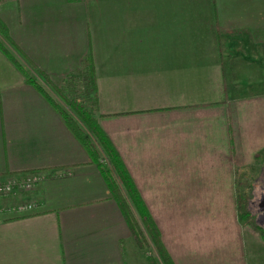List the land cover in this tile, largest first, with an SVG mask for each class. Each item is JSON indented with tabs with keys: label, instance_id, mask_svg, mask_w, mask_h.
Listing matches in <instances>:
<instances>
[{
	"label": "crops",
	"instance_id": "crops-1",
	"mask_svg": "<svg viewBox=\"0 0 264 264\" xmlns=\"http://www.w3.org/2000/svg\"><path fill=\"white\" fill-rule=\"evenodd\" d=\"M235 1L238 0H199L203 26L214 23L215 28L226 32L249 29L264 37L262 0H239L236 7H231ZM142 2L145 5H138ZM165 3L0 0V20L8 28L11 42L1 36L0 40L30 78L47 76L51 84L66 90L70 100L93 114L120 153L166 239L164 244L168 241L174 247L168 234L181 236L182 229L190 224V218H184L186 222L178 220L181 207H222L228 203L230 189L238 186L233 173L243 170L247 163L239 167L234 166L236 161L228 166L191 164L189 157H199V152L191 147L196 143L189 140L207 138V119L215 120L219 131L225 126L227 135L233 123L245 119L247 111V118L254 117L255 127L262 134L264 54L247 56L236 51L232 60H226L220 41H213L207 60L201 58L210 94L196 96L199 91L182 83L178 72L175 76L180 80L173 88L160 85L172 77V72L160 65L175 62L176 41L126 40L131 37V27L138 30L150 23L154 12L159 15L170 10L171 3L180 7L177 0H171L169 6ZM105 9L120 17L124 34L118 36L124 40L126 53H117L112 28L102 26L100 15ZM138 13L146 14L144 19L134 18ZM209 30L208 27L206 36H212ZM253 42L264 47V41ZM44 87L69 112L58 96L47 85ZM194 109L196 113H190ZM191 122L198 130L194 127L193 132ZM89 137L101 155L94 136ZM260 140L263 142L250 154L255 160L261 158L264 147V137ZM181 142L186 148L178 154ZM233 148L234 152L237 145L233 144ZM25 178L37 180L31 191L11 199L0 198V207H34L27 214H0V264H148V249L138 248L98 165L61 113L0 51V179ZM260 182L264 184V178ZM253 184L250 189L258 186ZM200 194L202 198L196 197ZM244 233L242 259L243 252L245 258L248 254L245 239L260 241V234Z\"/></svg>",
	"mask_w": 264,
	"mask_h": 264
},
{
	"label": "rangeland",
	"instance_id": "rangeland-1",
	"mask_svg": "<svg viewBox=\"0 0 264 264\" xmlns=\"http://www.w3.org/2000/svg\"><path fill=\"white\" fill-rule=\"evenodd\" d=\"M144 1L146 2V0ZM170 1L165 0V6H169L168 3ZM238 1H235L231 7H236ZM250 1L253 3V0ZM262 2L264 3V0ZM141 4L143 2L138 5ZM177 4L180 6L179 9L171 3V6H169L170 10L167 9L159 15L158 12H154L153 15L155 16L152 17L151 15L150 23H145L142 28L136 30L134 27H131V37L126 40L135 41L136 38H139V41H176V52H174V55L177 58L175 62L170 61L160 65L163 68L167 67L172 72V77H168V81L160 85L173 88L175 83L180 80V77L177 78L175 76L176 72H178L182 77V83L191 85L194 91L195 89L199 91L195 93L196 96L202 97L206 93L210 94V85L207 84L205 87V65L201 62V58L207 60L206 54L213 41H220V49L222 54L225 55L226 60H232L236 51L243 52L247 56L258 53L264 54V47L255 46L253 42L264 41V37H259L258 33L249 29L246 31L226 32L225 30L222 31L219 27V29L215 28L214 23H209L208 27L212 36H206L205 33L208 27L206 25L203 26L204 23L201 19H204V16L199 13L197 7L200 5L199 0H195L193 4L190 3V0H177ZM145 15L138 13L134 15V18L139 16L141 19H144ZM100 16L103 20L102 26L109 30L112 28L113 30L111 36L113 35L115 38L113 41H116L114 45L116 46L117 53H126L123 46L124 40L119 37L120 34H124V32H121L123 26L119 25L120 17L113 11L106 9ZM123 16H125V13ZM238 41H245V44H241ZM137 51L139 50H135L134 52ZM189 93L192 94L194 92L190 91ZM60 104L62 105L61 102ZM252 110L251 107V113ZM68 111L73 117L78 119L70 109ZM190 113H196V110H190ZM247 113L248 111L243 114L245 119L233 123V128L227 130V135L225 133V126H223L222 131H219L217 122L207 119L204 129H206L205 133L209 137L207 136L206 139L197 138L196 140L191 137L189 140L191 143H196L195 146L191 147L199 152V157H189L191 164L206 165L214 163V166H219L222 163L223 166H228L231 161L233 163L236 161L234 166L237 167L242 166L241 163L243 162L247 164L243 170L238 169L237 173H233L232 178H235L236 181L239 180V183H237L238 186H233L230 189L226 205H222V207H198V209L194 206L181 207L182 210L178 220L186 222L184 218H190V224L186 229H182L181 236L177 233L168 234L169 239L175 242L174 247H170L168 241L166 244L169 250L167 247L166 249L169 253L171 252L170 255L172 254L171 257L173 256L172 258L176 260V264H229V261L230 264H264V237L262 235L264 232V184L260 182L264 178V169L261 167L264 166V147L260 151V159L255 160L250 155L256 145L263 142L260 139L264 137V126H261L262 134L259 135L260 132L255 127L254 120H252L254 117L250 116L247 118ZM247 119H251V121H247ZM260 120L262 123L264 122L263 119ZM194 127L198 130L196 123L191 122L193 132ZM89 134L92 136L91 132ZM250 141L253 142L250 143ZM233 144L237 145V149L234 152L232 150L234 149ZM184 148L186 147L181 142L178 154ZM221 150L224 153L220 152ZM100 152L102 159L109 164L101 149ZM209 155L211 157H208ZM217 155L218 157L216 158ZM233 155H236V157H233ZM146 160L150 163L152 162V159ZM255 182L258 186L250 189L249 187L253 186ZM207 191H211V189ZM213 191L214 193L220 192V190ZM240 194L249 200L246 209L249 216L245 220L241 219L238 210ZM196 197L202 198V194ZM183 209H186L187 212H183ZM186 214L188 216H185ZM244 231L260 234V241L257 238L255 240L245 239L249 244L248 249H246V252H248L246 258L250 257L249 261H246L245 252H243L245 261L241 258L242 243H244L243 236L244 238L246 236ZM163 240L165 241L166 239ZM148 253L154 255L158 259V262H160L153 246L148 249Z\"/></svg>",
	"mask_w": 264,
	"mask_h": 264
},
{
	"label": "trees",
	"instance_id": "trees-1",
	"mask_svg": "<svg viewBox=\"0 0 264 264\" xmlns=\"http://www.w3.org/2000/svg\"><path fill=\"white\" fill-rule=\"evenodd\" d=\"M0 36L9 41V31L6 25L0 20ZM11 42V41H9ZM0 51L4 53L28 78V82L34 85L37 90L42 93L48 101L61 113L69 129L74 133L77 139L82 143L85 149L90 154L94 163L98 165L101 173L113 195L114 200L117 202L126 223L130 227L138 248L142 251L150 249L151 246L156 251L159 258L146 251L145 255L148 264H176L162 239L160 228L152 217L149 207L143 202L140 191L138 190L132 176L128 172L126 165L116 149L113 142L102 128L95 121L93 114L83 107L79 102L70 100L65 91L59 86L51 84L47 76L35 80L30 78L28 72L25 73L23 66L17 61L16 57L8 50L4 42L0 40ZM51 91L69 108L72 112L80 118L83 127L75 120V118L67 112L63 106L52 97L48 89ZM88 132L94 136L95 140L104 152L109 164H107L101 157L99 151L96 149L93 140L89 137ZM132 205L129 204L128 200ZM249 200L242 194L238 199V210L241 219L248 218L247 204ZM264 237V232L262 233Z\"/></svg>",
	"mask_w": 264,
	"mask_h": 264
},
{
	"label": "built area",
	"instance_id": "built-area-1",
	"mask_svg": "<svg viewBox=\"0 0 264 264\" xmlns=\"http://www.w3.org/2000/svg\"><path fill=\"white\" fill-rule=\"evenodd\" d=\"M37 183L34 178H25L21 180H3L0 179V198L1 199H11L13 196L31 191ZM34 211L32 204L20 205L15 204L10 208L0 207V214L5 213H15V214H27Z\"/></svg>",
	"mask_w": 264,
	"mask_h": 264
}]
</instances>
